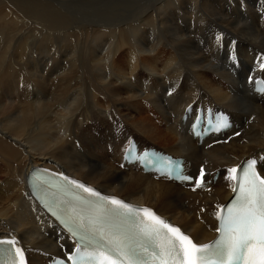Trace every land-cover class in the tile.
Wrapping results in <instances>:
<instances>
[{"label":"bare ground","instance_id":"6f19581e","mask_svg":"<svg viewBox=\"0 0 264 264\" xmlns=\"http://www.w3.org/2000/svg\"><path fill=\"white\" fill-rule=\"evenodd\" d=\"M262 60L264 0H0V238H16L27 264L75 248L27 190L44 167L210 242L231 196L227 169L252 158L264 177ZM200 107L228 114L232 129L198 145L189 121ZM132 138L185 158L195 179L203 168L205 185L122 164Z\"/></svg>","mask_w":264,"mask_h":264},{"label":"snow or ice","instance_id":"6c2138e0","mask_svg":"<svg viewBox=\"0 0 264 264\" xmlns=\"http://www.w3.org/2000/svg\"><path fill=\"white\" fill-rule=\"evenodd\" d=\"M229 59L234 66L239 65L234 42ZM261 66L264 67V60ZM227 126L223 118H218L205 131H219ZM152 160L163 166L160 170L166 176L182 181L193 179L182 174L178 160L162 159L155 154ZM256 163L254 159L248 160L244 167L227 169V179L236 182L232 187L236 195L215 213L219 237L211 244L194 242L149 207H134L115 197L101 196L66 176L62 179L73 188L63 185L60 191L71 196V200L49 197L47 192L41 200L76 237L75 253L67 257L73 264H264V178L257 174ZM205 177L201 168L195 181L197 188L205 185ZM73 189H81L95 199H86ZM17 243L14 237L0 240V246H6L4 252L15 250L18 260L13 259L11 264H26L25 250Z\"/></svg>","mask_w":264,"mask_h":264},{"label":"rangeland","instance_id":"374dc122","mask_svg":"<svg viewBox=\"0 0 264 264\" xmlns=\"http://www.w3.org/2000/svg\"><path fill=\"white\" fill-rule=\"evenodd\" d=\"M244 7V9H247V8H249V6H247L246 4L243 6ZM257 7H259V8H257ZM261 7L259 6V4H256V6H255V8H254V11L255 12H262V10L260 9ZM3 10H5V9H3ZM260 10V11H259ZM20 24H22V28L20 29V30H22V33L23 32H25V31H36L35 29H32V25L30 24V22H24V23H20ZM26 24H28V25H26ZM28 26V27H27ZM30 26V27H29ZM27 27V28H26ZM37 32V31H36ZM38 34V33H37ZM39 39V38H38ZM68 41H70V39H67ZM42 62H45V61H42ZM116 125V124H115ZM149 144V145H148ZM147 145L148 146H152L150 143H147ZM155 148H157V150H161L162 148L161 147H159L158 148V146H155ZM191 218H193V216L191 217Z\"/></svg>","mask_w":264,"mask_h":264}]
</instances>
